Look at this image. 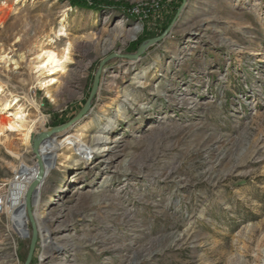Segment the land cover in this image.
I'll return each mask as SVG.
<instances>
[{"label":"rangeland","instance_id":"1","mask_svg":"<svg viewBox=\"0 0 264 264\" xmlns=\"http://www.w3.org/2000/svg\"><path fill=\"white\" fill-rule=\"evenodd\" d=\"M83 1L89 7L0 0V49L21 37L13 48L27 53L64 12L74 45L57 102L29 84L26 63L0 68L29 119H44L30 148L17 134L13 149L0 142V196L22 167L37 165L0 214V264H24L34 231L31 264H264V0H189L165 40L136 61L122 56L164 34L145 38L171 13L165 0H104L122 5L99 9ZM103 63L88 114L40 146L45 174L31 221L35 141L75 119ZM108 122L114 132L98 144Z\"/></svg>","mask_w":264,"mask_h":264},{"label":"bare ground","instance_id":"2","mask_svg":"<svg viewBox=\"0 0 264 264\" xmlns=\"http://www.w3.org/2000/svg\"><path fill=\"white\" fill-rule=\"evenodd\" d=\"M7 9L8 11H10V13H12V15H18L17 11H15L13 8L8 6ZM63 16L64 18L60 23L59 29L57 31L56 30L52 31V35L43 34L42 37L36 39L32 45V48L27 53L16 54L15 53L16 50H14L13 48V46H15L21 41V37L15 39L12 48L0 49L1 69L6 70L8 72L9 71L15 72L18 71L19 68H21V65L23 63H26L30 75V79L28 81L29 84L33 86V89L36 88L38 90L43 91L44 96L47 99H50L54 102L56 101V91H57L56 86L59 84L58 77L63 76V74H65L68 65L73 61L72 57H73L74 45H72L70 41H67L69 40V38L65 27V23L67 22V16L65 12L63 13ZM2 25L3 23L0 22V27H2ZM140 31L141 29L139 27H136L135 30L133 31V38H135V36L139 34ZM121 34L122 36L126 35L125 33H121ZM64 39L65 40L67 39L66 40L67 42H65L63 48H59L58 43L62 42V40ZM29 102L30 105H33V107L38 108V104L36 100L35 101L30 100ZM0 109L2 115L6 120V122L0 121V142H2L8 148L13 149L14 147L12 144L13 141L12 134H17L19 136L18 138L20 140L22 147H25L27 149L30 148L33 132L35 131L37 126L40 123H42L44 119H42V117L34 121L29 119V115L26 112V107L21 103V99L18 96L9 92L7 90V84L3 83L2 81H0ZM68 128H65V130L62 131L61 134H63ZM114 129H115V122H108V124H105L103 126L102 130L100 131L101 133L99 134L100 136L96 137L95 141H97V143L100 144L101 141H103L102 139L105 138L103 137V135L105 136L107 134L109 135L113 133ZM45 135H48L46 140L53 137L51 133H47ZM40 146H39V162H41L44 165V163L41 160ZM79 164L80 163L69 164L68 171L76 169V167ZM66 180L69 181L70 178L67 176ZM26 187H27L26 185L15 183L13 184L10 193L15 192L17 190L18 191H22V189L25 190ZM30 190L28 191L29 193ZM62 193L65 192L61 190V194ZM50 224L52 225V222ZM62 246L64 247V245ZM59 248L62 247L59 246Z\"/></svg>","mask_w":264,"mask_h":264},{"label":"water","instance_id":"3","mask_svg":"<svg viewBox=\"0 0 264 264\" xmlns=\"http://www.w3.org/2000/svg\"><path fill=\"white\" fill-rule=\"evenodd\" d=\"M189 0H183V4L181 5V7L178 9V14L176 16V18L174 19V21L172 22V24L168 27V29L164 32V34L160 37L154 38V39H150V41L145 42L136 52V55L133 56H129V55H124L122 57L127 58V59H131V60H137L140 59V57L148 50L150 49V47L162 42L165 40V38L167 37V35L169 34L170 30L172 29L173 25L177 22L179 15L181 14L180 12H182V10L187 6ZM105 63H103L100 67L99 73L95 79V82L93 84V90L91 92L90 98L87 101V104L84 106V108L79 112V114L75 117L74 120H72L71 122H69L68 124H65V126H61L58 128L53 129L50 133L53 134V132H61L64 131L65 128H68L70 126L75 125L76 123H78L80 120H82L90 111L91 106H92V101L94 99V97L96 96V94L99 91V83H100V71L102 69V67L104 66ZM48 135H43L41 136L38 140L35 141V155H37V158L39 159V146L41 145L42 142H44L46 140ZM40 163V173L37 176V180L34 182L30 193L27 196L26 199V207L28 209L29 212V218L31 219V221H33V213H32V204H33V200H34V191L37 189V186L39 185V183L43 180V176L45 173V168L44 165L41 162ZM37 245V236L35 235V231H34V238L32 240L31 246H30V252L29 255L25 261L24 264H31L33 257L35 255V248Z\"/></svg>","mask_w":264,"mask_h":264},{"label":"trees","instance_id":"4","mask_svg":"<svg viewBox=\"0 0 264 264\" xmlns=\"http://www.w3.org/2000/svg\"><path fill=\"white\" fill-rule=\"evenodd\" d=\"M72 2L73 5H80V6H86V1L83 0H69ZM94 3L91 6L94 9H99V8H105V6H111V7H118L122 4H117V3H108L105 2L104 0H93ZM183 0H178L176 3V0H165L164 4L166 3L170 9H171V13L168 12L169 14L166 15L164 23L162 24V26L160 27V30L157 32H146L145 34V38L150 39L152 37H156V36H160L164 33V31L168 28V26L171 24V22L173 21L174 17L176 16V12L178 10V8L181 6ZM161 5V4H160ZM87 7H89L87 5ZM126 10H131L132 7H124ZM160 11V9L157 10H152L149 12V15H146V20H148L149 18H151L155 12ZM154 12V13H153ZM171 14V15H170ZM140 45V43H135V45H133V47L135 48V51L138 49V46Z\"/></svg>","mask_w":264,"mask_h":264},{"label":"built area","instance_id":"5","mask_svg":"<svg viewBox=\"0 0 264 264\" xmlns=\"http://www.w3.org/2000/svg\"><path fill=\"white\" fill-rule=\"evenodd\" d=\"M37 170V165L35 167H28V169H25V166L20 169L16 175L15 179L13 180L10 191L12 188V185L17 183L21 185H28L30 181V174L34 173ZM10 192H8V195L0 196V214L5 212V206L7 205L8 200L10 199Z\"/></svg>","mask_w":264,"mask_h":264}]
</instances>
